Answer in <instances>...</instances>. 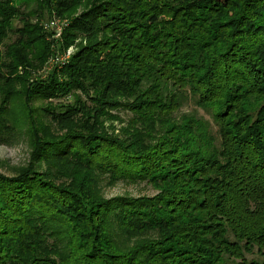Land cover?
Masks as SVG:
<instances>
[{"label":"trees","instance_id":"1","mask_svg":"<svg viewBox=\"0 0 264 264\" xmlns=\"http://www.w3.org/2000/svg\"><path fill=\"white\" fill-rule=\"evenodd\" d=\"M22 129L0 264H264V0H0V144Z\"/></svg>","mask_w":264,"mask_h":264},{"label":"rangeland","instance_id":"2","mask_svg":"<svg viewBox=\"0 0 264 264\" xmlns=\"http://www.w3.org/2000/svg\"><path fill=\"white\" fill-rule=\"evenodd\" d=\"M83 10L84 8H79L71 15H67V17L56 18V20L58 22L65 20L70 23L72 18L78 16ZM14 24L17 25V21H15ZM85 42L86 41L84 38L78 37L71 45L66 48L65 54L71 56L81 45L85 44ZM42 71L45 73L48 71V68H43ZM194 108L195 106L191 102H187L181 107L180 110L181 112H190ZM198 112L212 122V119L209 118V115L206 114L202 109H198ZM120 114L125 116V113L123 112H120ZM114 125L119 128L120 125L124 124H118L117 122H114ZM31 150L32 149L28 144V137L25 135L24 129H22L21 135H15L14 137L9 138L5 143L0 144V173L8 176L16 174L20 168L26 166L28 163ZM97 189L101 192L104 198L123 196L124 194H130V196L133 197L141 195L151 196L156 192L150 185H146L144 183L134 184L125 183L122 181H119L112 186L103 181L100 183Z\"/></svg>","mask_w":264,"mask_h":264},{"label":"built area","instance_id":"3","mask_svg":"<svg viewBox=\"0 0 264 264\" xmlns=\"http://www.w3.org/2000/svg\"><path fill=\"white\" fill-rule=\"evenodd\" d=\"M68 21L62 20L58 22L55 17L46 19L42 22L43 28L48 32L49 37L52 40L59 41L62 37L64 29L67 27ZM66 52V51H65ZM64 53H57L54 58L50 61L51 64H63L69 59V55Z\"/></svg>","mask_w":264,"mask_h":264}]
</instances>
